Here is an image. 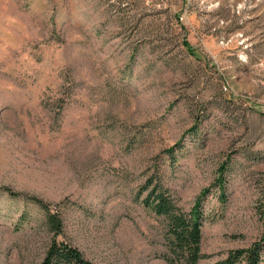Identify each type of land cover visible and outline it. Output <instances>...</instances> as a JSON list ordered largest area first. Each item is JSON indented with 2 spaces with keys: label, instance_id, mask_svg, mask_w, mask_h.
Wrapping results in <instances>:
<instances>
[{
  "label": "rangeland",
  "instance_id": "obj_1",
  "mask_svg": "<svg viewBox=\"0 0 264 264\" xmlns=\"http://www.w3.org/2000/svg\"><path fill=\"white\" fill-rule=\"evenodd\" d=\"M223 164L215 259L264 229V0H0V264L42 263L34 197L94 264H167L144 182L190 211Z\"/></svg>",
  "mask_w": 264,
  "mask_h": 264
},
{
  "label": "trees",
  "instance_id": "obj_2",
  "mask_svg": "<svg viewBox=\"0 0 264 264\" xmlns=\"http://www.w3.org/2000/svg\"><path fill=\"white\" fill-rule=\"evenodd\" d=\"M184 44L192 51L187 40ZM198 122L200 123V120ZM197 123L195 128L198 127ZM179 148H172L167 154L172 155ZM228 171V165L223 164L219 177L213 185L200 193L190 211H185L180 206L171 189L164 184L162 175L153 174L144 182L139 197H143L144 206L163 221L165 251L160 254V258L167 264H264V229L260 237L248 248L230 250L219 259L203 253V227L208 220L206 201L210 196L217 199L222 206L229 202L226 180ZM31 201L44 213V223L52 233L51 243L41 264H94L77 247L61 240L63 219L52 209V205L35 197L31 198ZM257 215L264 223V202L258 206ZM26 216L24 213L23 221L27 220Z\"/></svg>",
  "mask_w": 264,
  "mask_h": 264
}]
</instances>
